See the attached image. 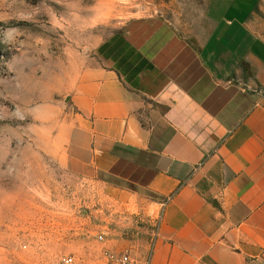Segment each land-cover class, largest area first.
<instances>
[{
    "label": "crops",
    "instance_id": "1",
    "mask_svg": "<svg viewBox=\"0 0 264 264\" xmlns=\"http://www.w3.org/2000/svg\"><path fill=\"white\" fill-rule=\"evenodd\" d=\"M107 66L72 174L157 215L149 264H264V3L206 0L186 32L133 19Z\"/></svg>",
    "mask_w": 264,
    "mask_h": 264
},
{
    "label": "rangeland",
    "instance_id": "2",
    "mask_svg": "<svg viewBox=\"0 0 264 264\" xmlns=\"http://www.w3.org/2000/svg\"><path fill=\"white\" fill-rule=\"evenodd\" d=\"M205 2L0 0V264H53L61 253L99 264L109 249L149 252L157 215L150 221L141 206L72 174L70 148L87 129L112 36L144 17L186 32Z\"/></svg>",
    "mask_w": 264,
    "mask_h": 264
},
{
    "label": "built area",
    "instance_id": "3",
    "mask_svg": "<svg viewBox=\"0 0 264 264\" xmlns=\"http://www.w3.org/2000/svg\"><path fill=\"white\" fill-rule=\"evenodd\" d=\"M151 247L149 252L143 257H139L135 255L131 250L128 249H122V250L109 249L105 251L104 260L99 264H149V259L151 256ZM53 264H91V263L84 262L82 260H77L72 253H61L54 259Z\"/></svg>",
    "mask_w": 264,
    "mask_h": 264
}]
</instances>
